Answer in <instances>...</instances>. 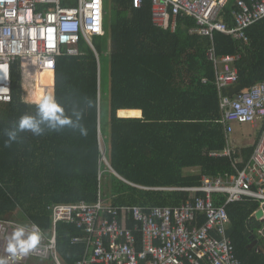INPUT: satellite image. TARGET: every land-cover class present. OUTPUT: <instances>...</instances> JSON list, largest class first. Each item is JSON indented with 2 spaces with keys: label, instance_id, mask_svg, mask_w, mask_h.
<instances>
[{
  "label": "trees",
  "instance_id": "trees-1",
  "mask_svg": "<svg viewBox=\"0 0 264 264\" xmlns=\"http://www.w3.org/2000/svg\"><path fill=\"white\" fill-rule=\"evenodd\" d=\"M106 11L107 34L94 37L95 49L82 39L79 55L58 56L55 73L40 72L39 103L22 97V74L14 68L12 101L0 105V219H12L19 211L49 231V204L96 202L99 189L117 206L179 205L191 193L170 188L199 186L202 175L230 176L237 172L235 158L242 159L239 168L250 160L261 132L254 144L236 149L231 157L210 154L225 149L227 138L215 68L207 56L210 40L189 32L195 18L181 15L172 32L154 25L150 0L141 8H134L132 0H106ZM222 18L234 25L229 6ZM248 35L250 44L242 45L215 34L218 55L241 54L238 82L225 90L229 95L264 81V20L251 26ZM104 52L109 53L111 79L108 128L101 112ZM48 98H54L73 123L79 117L86 134L72 124L49 131L39 112L41 100ZM31 99L37 101V89ZM120 109H132L121 115L140 116L137 109L143 115L119 117ZM25 115L42 121L44 134L17 131V140L4 147L7 132ZM191 168L198 170L187 173ZM259 208L254 200L227 206L228 236L242 264H264V254L248 248L254 239L264 244L259 234L264 221L255 215ZM81 234L74 224L58 223L57 247L66 264L82 257L83 245L72 241Z\"/></svg>",
  "mask_w": 264,
  "mask_h": 264
},
{
  "label": "built area",
  "instance_id": "built-area-1",
  "mask_svg": "<svg viewBox=\"0 0 264 264\" xmlns=\"http://www.w3.org/2000/svg\"><path fill=\"white\" fill-rule=\"evenodd\" d=\"M150 1L155 26L174 32L181 15L192 16L196 25L189 32L210 40L207 56L215 68L220 121L227 138L225 149L210 154L233 156V123L260 122L261 136L250 160L239 168L242 159L235 158L237 172L230 176L202 175L199 186L170 188L191 193L179 205L117 206L103 197L99 189L96 202L49 204L53 221L49 231L29 219L25 223L0 219V259L5 264H66L57 247L59 222L74 224L82 230L72 240L84 248L75 264H242L228 236L231 221L227 206L236 201H259L264 218V81L234 95L227 94L226 88L238 82L236 62L241 54L218 55L215 34L221 32L248 45V28L264 20V0ZM144 2L132 0V5L141 8ZM227 6L233 26L222 18ZM106 17V0H0V88L8 89L0 91V105L12 101L15 67L32 95L37 73H55L58 56L79 55L82 39L95 49L93 38L107 34ZM105 154L102 147L103 160L107 162ZM130 220L133 226L129 225ZM18 226L39 231L41 238L35 249L14 257L6 246ZM259 234L264 237V226Z\"/></svg>",
  "mask_w": 264,
  "mask_h": 264
},
{
  "label": "clouds",
  "instance_id": "clouds-1",
  "mask_svg": "<svg viewBox=\"0 0 264 264\" xmlns=\"http://www.w3.org/2000/svg\"><path fill=\"white\" fill-rule=\"evenodd\" d=\"M5 72L6 68L3 69ZM0 91L7 92L6 87L0 88ZM39 112L42 121L47 122L49 131H57L66 124H72L74 128H79L81 134H86V130L79 125V117L77 122L73 123L69 118L63 115V108L58 105L54 98L42 99L39 104ZM31 116H22L17 121L16 129L7 132V139L4 141V147H11L12 143L17 140V131H30L34 136H41L45 132V128L41 127V122ZM40 233L37 230L29 231L23 226L15 227L9 236L6 251L12 256L25 255L36 248L40 241ZM0 264L5 261L0 259Z\"/></svg>",
  "mask_w": 264,
  "mask_h": 264
},
{
  "label": "rangeland",
  "instance_id": "rangeland-1",
  "mask_svg": "<svg viewBox=\"0 0 264 264\" xmlns=\"http://www.w3.org/2000/svg\"><path fill=\"white\" fill-rule=\"evenodd\" d=\"M94 39V38H93ZM101 91H102V101H101V112H102V121L104 127H109L110 115H111V103H110V62H109V53L104 52L102 55V64H101ZM19 85L22 84V97L25 100L31 101V94L29 87L24 85L23 77L19 80ZM38 94V92H37ZM38 101V99H37ZM33 101V103L37 102ZM233 126L235 128L234 132L230 135V140L234 143V146L237 150L244 146L252 145L257 140L262 124L260 122L253 124L251 122H234ZM198 169L191 168L187 169V173L197 172ZM13 220L19 221L21 223L27 222V218L22 216L19 211L14 213Z\"/></svg>",
  "mask_w": 264,
  "mask_h": 264
},
{
  "label": "water",
  "instance_id": "water-1",
  "mask_svg": "<svg viewBox=\"0 0 264 264\" xmlns=\"http://www.w3.org/2000/svg\"><path fill=\"white\" fill-rule=\"evenodd\" d=\"M55 91V89H54ZM115 174H117L115 171H113ZM118 175V174H117ZM119 176V175H118ZM263 215V209L260 208L256 211V217L257 218H261ZM264 220V218H262ZM249 249H255L257 252L264 254V244H259L258 239H254L249 245H248Z\"/></svg>",
  "mask_w": 264,
  "mask_h": 264
},
{
  "label": "crops",
  "instance_id": "crops-1",
  "mask_svg": "<svg viewBox=\"0 0 264 264\" xmlns=\"http://www.w3.org/2000/svg\"><path fill=\"white\" fill-rule=\"evenodd\" d=\"M230 1H231V0H230ZM234 2H235V0H234ZM234 2H233V3H234ZM257 23H258V22H257ZM255 24H256V23H255ZM253 25H254V24H253ZM253 25H252V26H253ZM249 28H250V27H249ZM249 28H248V29H249ZM247 33H248V30H247ZM248 36H249V35H248ZM249 38H250V37H249ZM233 39H234V38H233ZM249 44H250V43H249ZM249 44H248V45H249ZM238 53H239V52H238ZM233 54H234V53H233ZM236 66H237V62H236ZM237 68H238V66H237ZM238 71H239V69H238ZM27 101H30V100H27ZM33 101H34V100H33ZM33 101L31 100L30 102L33 103ZM35 103H39V102H35ZM122 110H123V111H129V110H132V109H120V110H118L117 114H118L119 117H135V118H141L142 115H143L141 109H137V110H140V111H141V115H140V116L121 115L120 112H121ZM231 143H232V141H231ZM233 144H234V143H232V145H233ZM233 147H234V146H233ZM234 148H235V147H234ZM235 149H236V148H235ZM259 219L263 220L262 218H259ZM263 221H264V220H263ZM258 241H259V240H258ZM259 244H260V242H259Z\"/></svg>",
  "mask_w": 264,
  "mask_h": 264
},
{
  "label": "bare ground",
  "instance_id": "bare-ground-1",
  "mask_svg": "<svg viewBox=\"0 0 264 264\" xmlns=\"http://www.w3.org/2000/svg\"><path fill=\"white\" fill-rule=\"evenodd\" d=\"M47 71H50V70H47ZM39 76H40V72L37 73V84H36V87L35 89H37V92H38V101L39 102Z\"/></svg>",
  "mask_w": 264,
  "mask_h": 264
}]
</instances>
